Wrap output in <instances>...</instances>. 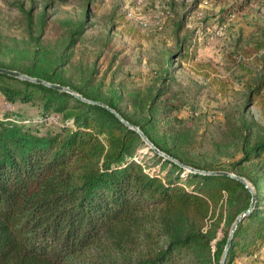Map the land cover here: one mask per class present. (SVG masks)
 Masks as SVG:
<instances>
[{
	"label": "trees",
	"instance_id": "obj_1",
	"mask_svg": "<svg viewBox=\"0 0 264 264\" xmlns=\"http://www.w3.org/2000/svg\"><path fill=\"white\" fill-rule=\"evenodd\" d=\"M23 12L32 22L31 11ZM41 21L45 36V13ZM83 33L81 21L68 32L66 49ZM35 40L37 51L28 66L0 63V67L69 86L94 102L0 73L6 100L38 111L32 115L17 109L0 119V264H219L231 230L215 247L213 241L223 222L230 228L249 208L252 191L227 175L188 168L184 178L187 167L154 149L161 167L147 169L136 158L146 141L116 113L138 126L161 151L188 164L154 137L162 87L130 93L129 105L146 113L134 118L120 101L103 96L94 69L74 85L59 69L67 63L61 62L65 53H41L43 39ZM190 46L183 44L187 51L180 55L185 59L193 52ZM165 71L168 74L169 68ZM263 82L253 96L259 95ZM162 103L166 105V99ZM53 113L62 114L63 122L51 123ZM251 136L249 132L242 136L243 155L235 165L255 162L254 176L237 175L249 179L256 205L237 226L227 264L254 254L264 244V134L248 146ZM188 139L180 130L173 144ZM241 197L244 202L239 205Z\"/></svg>",
	"mask_w": 264,
	"mask_h": 264
},
{
	"label": "rangeland",
	"instance_id": "obj_2",
	"mask_svg": "<svg viewBox=\"0 0 264 264\" xmlns=\"http://www.w3.org/2000/svg\"><path fill=\"white\" fill-rule=\"evenodd\" d=\"M23 11H31L32 22ZM81 21L83 35L66 49L68 32ZM35 37L43 39L41 53H65L61 62L67 63L59 69L72 84L80 85L94 69L103 96L120 101L134 118L146 113L129 105L130 93L162 87L153 134L187 166L254 176L255 162L235 163L245 132L252 134L248 146L264 134V0H0V63L28 66L38 47ZM183 44L193 49L187 59L180 55L187 51ZM17 109L38 112L10 103L0 91V119ZM48 119L63 122L59 113ZM180 130L190 139L174 145ZM154 154L147 144L136 158L154 171L161 167ZM184 170L186 178L190 170ZM231 227L221 224L214 247ZM232 264H264V244Z\"/></svg>",
	"mask_w": 264,
	"mask_h": 264
},
{
	"label": "water",
	"instance_id": "obj_3",
	"mask_svg": "<svg viewBox=\"0 0 264 264\" xmlns=\"http://www.w3.org/2000/svg\"><path fill=\"white\" fill-rule=\"evenodd\" d=\"M0 73H4V74H7L9 76H13V77H16V78H19V79H22V80H28V81L35 82V83L44 84V85H47V86H50V87H53V88H56V89H59V90H62V91H66V92H69L71 94H74L75 96L79 97L82 100H85V101H88V102H94L92 100H89V99H86V98L82 97L80 94L76 93L69 86H64V85H61V84H58V83H52V82L47 81L46 79L39 78V77H33V76H30V75L25 74V73H23L21 71H18V70L9 69V68H5V67H0ZM97 103H99L101 105H105L102 102H97ZM106 107H108V106H106ZM111 110L115 112V110H113V109H111ZM116 114L119 116V118L123 122H125L126 125H128L131 128H133L134 130H136L142 136V138L146 141V143L149 144L160 155H162V156H164V157H166L168 159L174 160L178 164H180V165H182L184 167H187L190 170L195 171V172H200V173H203V174H213V175H227V176H231V177L237 178L238 180L242 181L245 184V186L252 191L253 197H252V202H251L249 208L244 210L236 218V220L234 221V223H233V225L231 227V231L229 233L228 240H227L226 246L224 248V251H223V254H222V258L220 260V264H226L227 263L228 253H229L230 248L232 246V242H233L234 235H235V232H236L238 224L247 215H249L253 211V209L255 208V205H256V193L254 192V190H253L252 186L250 185V183L244 177L239 176V175H237L235 173L226 171V170H215V171L198 170V169H194L192 167H188V166L180 163L179 161L175 160L174 158L170 157L168 154H166L165 152H163L159 148H157L154 145V143L145 135V133L138 126H136L134 124H131L130 122L125 120L121 115H119L118 113H116Z\"/></svg>",
	"mask_w": 264,
	"mask_h": 264
}]
</instances>
